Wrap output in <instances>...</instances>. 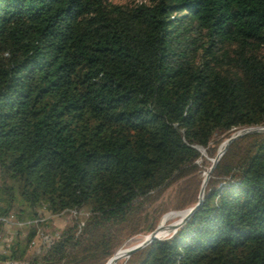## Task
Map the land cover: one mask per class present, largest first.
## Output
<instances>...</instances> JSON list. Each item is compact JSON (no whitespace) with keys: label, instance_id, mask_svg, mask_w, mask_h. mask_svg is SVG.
<instances>
[{"label":"trees","instance_id":"trees-1","mask_svg":"<svg viewBox=\"0 0 264 264\" xmlns=\"http://www.w3.org/2000/svg\"><path fill=\"white\" fill-rule=\"evenodd\" d=\"M125 1L0 0V226L30 227L0 264H105L154 230L171 183L179 207L198 201V149L264 126V0ZM43 211L75 213L40 236ZM126 264H264V131Z\"/></svg>","mask_w":264,"mask_h":264},{"label":"rangeland","instance_id":"rangeland-1","mask_svg":"<svg viewBox=\"0 0 264 264\" xmlns=\"http://www.w3.org/2000/svg\"><path fill=\"white\" fill-rule=\"evenodd\" d=\"M110 1L114 2V3L126 2L125 0H110ZM227 138L223 139L220 143H218L214 155H209L205 148H203L204 152H200L201 157L197 161L199 170L195 174H193V176H192L193 178H191V180H193L192 181L193 184L196 183V181L199 179L203 181L205 175L207 174V172L209 171V168L211 167L213 159L216 157V155L219 153V151L221 149H223L222 148L223 143ZM202 181H201L200 186L198 188L199 189L198 193L200 191ZM182 183H183L182 181H177V182L171 183L163 191V193L158 198H156L154 200V202L152 203L151 209H150L151 210L150 215L148 218H149V220L150 219L151 220H153V219L157 220L156 225L153 229H155L157 226L162 225V223L165 224V225H163V227H166L169 224L177 222L182 217V215L185 213V211L190 207V206H186L183 208L179 207V205L182 203V201L180 198L181 195L180 196L178 195V190H179L180 184H182ZM193 184H192V187L190 189V193L193 192ZM71 214H74V213L73 212H71V213L66 212V213H61V214H57V215H51L50 213H48L46 211L41 212L40 220L42 223L38 226V231H39L40 236H41V234L42 235L48 234L51 231H53L54 229H61V228L65 227V225L71 220V216H72ZM77 215H78V219L80 222L84 221L88 217V214L85 211H80V213H77ZM3 221L5 223L2 226H0V251H2L6 247L7 242H9L16 235L17 232H19L22 235V237H24L30 231V227L22 228L23 225L19 226V223H21L22 221L16 219V217H14V216H10L7 219H3ZM144 224L145 223H143V221H142L140 224V228L144 227ZM150 232L151 231H142V232H139V233L131 236L130 238L124 240L115 249L114 253L119 249L126 248L127 246H129V245H131L137 241H140L141 239H143L145 237V235H147ZM36 241H37V243H39L41 241V238L36 239ZM123 261H124V259L122 258V259L118 260L117 264H123ZM110 263L111 262H108V264H110Z\"/></svg>","mask_w":264,"mask_h":264},{"label":"water","instance_id":"water-1","mask_svg":"<svg viewBox=\"0 0 264 264\" xmlns=\"http://www.w3.org/2000/svg\"><path fill=\"white\" fill-rule=\"evenodd\" d=\"M260 131H264V126L263 127H249V128H244V129H240L237 130L236 132L232 133L223 143V149H221L219 151V153L216 155V157L213 159L211 167L209 168V171L207 172V174L205 175L203 181H202V185L200 188V192L198 195V201L190 208H188L185 213L182 215V217L177 221V223L174 225V227L172 228L171 232H169L167 235H160L159 233H157V229L159 228V226H157L154 230H152L150 233H148L147 235H145V237L143 239H141L140 241H137L129 246H127L125 248L124 251V261L123 264H126L127 260L137 251H139L140 249H142L143 247H145L146 245H148L150 242H152L155 239H164V238H168L170 236H172L177 229L182 226L187 219L192 215V213L198 208L201 200H202V195L204 192V187L206 185L207 179L209 178L214 166L216 165V163L218 162V160L220 159V157L223 155V153L225 152V150L227 149L228 145L235 139L239 138L240 136L247 134V133H251V132H260ZM111 258V257H110ZM110 258L106 261V263L110 260ZM105 263V264H106Z\"/></svg>","mask_w":264,"mask_h":264},{"label":"bare ground","instance_id":"bare-ground-1","mask_svg":"<svg viewBox=\"0 0 264 264\" xmlns=\"http://www.w3.org/2000/svg\"><path fill=\"white\" fill-rule=\"evenodd\" d=\"M223 148V146H222ZM200 152H204V150L202 151L201 149H198ZM177 222H174L172 224H169L167 225L166 227H163V224L159 226V228L157 229V233H159L160 235H167L169 232H171L172 228L174 227V225L176 224ZM124 251H125V248L123 249H119L117 250L110 258V260L108 262H111L110 264H117L118 260L124 258ZM107 262V263H108ZM106 263V264H107Z\"/></svg>","mask_w":264,"mask_h":264},{"label":"built area","instance_id":"built-area-1","mask_svg":"<svg viewBox=\"0 0 264 264\" xmlns=\"http://www.w3.org/2000/svg\"><path fill=\"white\" fill-rule=\"evenodd\" d=\"M74 213H75V211H73ZM23 225V223L21 222V223H19V226H22Z\"/></svg>","mask_w":264,"mask_h":264}]
</instances>
